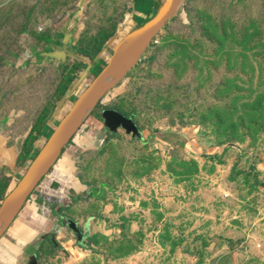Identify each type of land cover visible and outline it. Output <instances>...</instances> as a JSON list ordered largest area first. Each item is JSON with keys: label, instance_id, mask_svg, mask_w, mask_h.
Here are the masks:
<instances>
[{"label": "rangeland", "instance_id": "obj_1", "mask_svg": "<svg viewBox=\"0 0 264 264\" xmlns=\"http://www.w3.org/2000/svg\"><path fill=\"white\" fill-rule=\"evenodd\" d=\"M133 11L0 0V127L30 132L0 202L42 126L50 135L134 29ZM60 33L73 50L55 55ZM85 123L70 143L98 196L84 231L46 242L38 264H264V0H184Z\"/></svg>", "mask_w": 264, "mask_h": 264}, {"label": "crops", "instance_id": "obj_2", "mask_svg": "<svg viewBox=\"0 0 264 264\" xmlns=\"http://www.w3.org/2000/svg\"><path fill=\"white\" fill-rule=\"evenodd\" d=\"M156 1L133 0L134 11L130 24L134 29L139 26V21L150 17L149 13L154 9ZM61 36L62 33L56 37L58 43H68V39H72L70 35H66L65 38L62 36V40ZM72 47V43H68L62 49H55L54 53L61 55L71 52ZM21 130L9 133L0 127V174H8L13 181L22 171L17 164L25 151L24 146L30 133L23 128ZM44 130L50 132L46 125L39 130L38 141L41 145L48 135L43 133ZM76 140L77 138L74 139L75 142ZM85 142L82 140V145H86ZM77 148V145L70 143L62 150L54 165L55 171L42 179L0 238V264H38L37 252L46 242L56 243L69 232L84 231V224L91 217L90 213H86V209L91 206L87 201L95 200L98 195L79 176L75 166L78 159ZM30 152L32 154V150ZM31 159L29 157V163ZM41 208H44L43 213Z\"/></svg>", "mask_w": 264, "mask_h": 264}, {"label": "water", "instance_id": "obj_3", "mask_svg": "<svg viewBox=\"0 0 264 264\" xmlns=\"http://www.w3.org/2000/svg\"><path fill=\"white\" fill-rule=\"evenodd\" d=\"M183 2L184 0H164L153 18L129 32L116 44L111 57L108 58L100 72L76 98L31 160L18 182L2 199L0 203V238L38 183L55 165L62 150L72 140L76 131L89 118L110 89L137 62L166 25L176 18ZM129 55H135V61L126 69H122V63Z\"/></svg>", "mask_w": 264, "mask_h": 264}, {"label": "trees", "instance_id": "obj_4", "mask_svg": "<svg viewBox=\"0 0 264 264\" xmlns=\"http://www.w3.org/2000/svg\"><path fill=\"white\" fill-rule=\"evenodd\" d=\"M164 1V0H163ZM163 1L162 0H157L156 1V3H155V7H154V9L153 10H155V14L154 15H156V13L158 12V10L160 9V7L162 6V4H163ZM157 7V8H156ZM150 20V18H148L147 19V21H149ZM140 26H142V25H139L138 27H140ZM137 27V28H138ZM42 40H44L45 42H48V39H42ZM100 69L101 68H99V70L97 71V74L100 72ZM49 135V134H48ZM70 144V141L68 142V144L66 145V146H68Z\"/></svg>", "mask_w": 264, "mask_h": 264}, {"label": "built area", "instance_id": "obj_5", "mask_svg": "<svg viewBox=\"0 0 264 264\" xmlns=\"http://www.w3.org/2000/svg\"><path fill=\"white\" fill-rule=\"evenodd\" d=\"M86 127V123L84 122L83 123V125L76 131V133H75V135L73 136V138H72V140H71V142H73L74 141V139L75 138H77V136L79 135V133L81 132V131H83V129ZM55 166H53L51 169H50V171L52 170V172H54L55 171V168H54ZM50 171L48 172V173H50ZM42 181V180H41ZM41 181L38 183V185L37 186H39V184H41ZM36 186V187H37ZM43 211H44V208H41V213H43Z\"/></svg>", "mask_w": 264, "mask_h": 264}, {"label": "bare ground", "instance_id": "obj_6", "mask_svg": "<svg viewBox=\"0 0 264 264\" xmlns=\"http://www.w3.org/2000/svg\"><path fill=\"white\" fill-rule=\"evenodd\" d=\"M135 59H136V56H135V55H129V56H127V57L124 59L123 63H122V69H126V67L130 66V64H131L133 61H135Z\"/></svg>", "mask_w": 264, "mask_h": 264}]
</instances>
